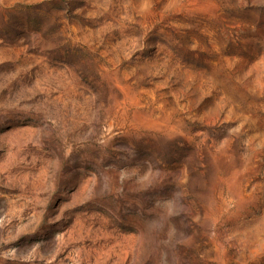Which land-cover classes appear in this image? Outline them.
<instances>
[{"label":"rangeland","instance_id":"rangeland-1","mask_svg":"<svg viewBox=\"0 0 264 264\" xmlns=\"http://www.w3.org/2000/svg\"><path fill=\"white\" fill-rule=\"evenodd\" d=\"M0 264H264V0H0Z\"/></svg>","mask_w":264,"mask_h":264}]
</instances>
